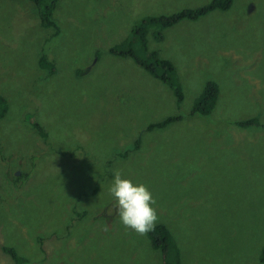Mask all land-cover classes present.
Segmentation results:
<instances>
[{
	"label": "rangeland",
	"instance_id": "1",
	"mask_svg": "<svg viewBox=\"0 0 264 264\" xmlns=\"http://www.w3.org/2000/svg\"><path fill=\"white\" fill-rule=\"evenodd\" d=\"M208 1L55 0L59 33L50 37L32 0H0L8 105L0 119V246L14 248L22 264L164 263L116 214L109 189L117 169L151 191L156 225L168 229L180 264H259L264 0H232L195 21L155 27L145 47L132 32L145 17ZM114 47L132 58L114 57ZM40 53L51 74L37 66ZM150 53L172 67L180 103L142 68ZM206 80L217 86L215 103L205 117L189 116ZM249 118L259 127L235 124ZM0 264L13 262L0 252Z\"/></svg>",
	"mask_w": 264,
	"mask_h": 264
},
{
	"label": "trees",
	"instance_id": "2",
	"mask_svg": "<svg viewBox=\"0 0 264 264\" xmlns=\"http://www.w3.org/2000/svg\"><path fill=\"white\" fill-rule=\"evenodd\" d=\"M36 6H37V12L39 15V21L40 26L43 28H50L51 29V36L58 35L59 33V27L53 17V7L55 5V0H32ZM232 0H209L207 3L203 4V6L194 8V9H186L181 10L179 12H176L171 15H160V16H154V17H145L141 20H139L134 26H132V32L133 35H137L139 37V41L143 47H145V32L149 31L155 27L158 29H165L168 28L177 22L181 20H187V21H195L199 17L203 16L208 11H212L215 9L218 10H225L227 9ZM156 25V26H155ZM155 37L160 40L161 35L157 33ZM131 44V42H130ZM108 52L118 57H130L132 58L131 51H126L120 48L118 50L117 47L110 48ZM150 56L152 58V64L147 65L146 67L142 68L144 71L149 74L152 78L158 80L159 82L165 84L168 86L172 92V94L175 96L176 102L180 103L182 99V92L180 88L177 86L173 80H171V76L173 73L172 67L167 63L166 61L156 59L155 53H150ZM134 63L138 66H141V64L134 60ZM37 66L40 69H44L47 74H51L53 71V66L50 62L46 61L44 58V53H40L39 57L37 59ZM155 69L158 72H155ZM214 81L206 80L205 84L203 85L201 89L200 96L195 100L193 103L192 109L190 110L189 116H201L205 117L210 110L212 109L218 91L217 86ZM8 105L5 100V98L0 94V119H2L5 114L7 113ZM180 117V116H179ZM174 116H170V118H167L163 120L161 123L155 122L150 123L148 129L153 128H162L165 127L167 124L173 122ZM236 125L239 126V128H257L259 127V122L256 118H249L244 121H237L235 122ZM34 128H36L37 133L39 134L42 141H45V138L47 137L46 132L42 129L39 124L35 123ZM149 247L153 250H156L159 254H161L162 257H164V263L162 264H180V261L178 260L177 254L175 250L172 251L171 248H173L171 244V238L168 233V229L163 225H155V228L153 231L149 232L147 235H144ZM0 252L10 258L13 262V264H22L20 255L17 253V251L9 246H0ZM169 256V260L166 256ZM257 260L259 264H264V246L260 248V251L258 253Z\"/></svg>",
	"mask_w": 264,
	"mask_h": 264
},
{
	"label": "clouds",
	"instance_id": "3",
	"mask_svg": "<svg viewBox=\"0 0 264 264\" xmlns=\"http://www.w3.org/2000/svg\"><path fill=\"white\" fill-rule=\"evenodd\" d=\"M109 193L116 201V214L126 229L141 236L154 230L158 220L157 211L153 207L156 200L147 186L122 178L121 171L117 169Z\"/></svg>",
	"mask_w": 264,
	"mask_h": 264
}]
</instances>
